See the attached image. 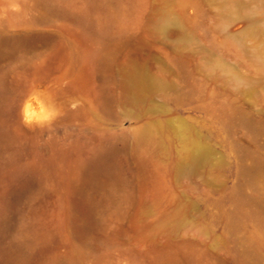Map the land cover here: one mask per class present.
<instances>
[{
	"label": "rangeland",
	"instance_id": "obj_1",
	"mask_svg": "<svg viewBox=\"0 0 264 264\" xmlns=\"http://www.w3.org/2000/svg\"><path fill=\"white\" fill-rule=\"evenodd\" d=\"M101 1L0 0V264H264V0Z\"/></svg>",
	"mask_w": 264,
	"mask_h": 264
},
{
	"label": "bare ground",
	"instance_id": "obj_2",
	"mask_svg": "<svg viewBox=\"0 0 264 264\" xmlns=\"http://www.w3.org/2000/svg\"><path fill=\"white\" fill-rule=\"evenodd\" d=\"M66 1H70V0H66ZM88 2L92 8L96 9L97 13H96V16L94 18L96 24H99L102 21H114V20L118 19V17H117L118 16V10L116 12H114V11H112V12L107 11L106 12L105 2H103L101 0H88ZM132 3H133L132 5H138L139 0H133ZM178 20H179V17L177 14H175V16L171 15V16L165 17L164 19H162V22H165V23L169 22V21L176 22ZM162 22H158V23L161 24ZM10 46H11V44L8 45L7 41L2 40L0 52L6 48L10 49ZM57 55H59V56L62 55V48L60 45H56L53 48V50L43 58V60L41 61L40 64H33V65H31V67L33 68V70H40V69H42L48 65V61L51 58H53L54 56H57ZM89 62H90V59H88L83 54H81V53L76 54L74 65H73V73H74V80L76 81V83L79 86H84L87 83ZM11 138L12 137L6 133H0V145L6 144L8 141H10ZM104 163H109V153H107V156L105 157ZM41 167L42 168L40 170V175H41L40 180L42 181L45 174L47 176L49 175V171H48V168L45 164H43Z\"/></svg>",
	"mask_w": 264,
	"mask_h": 264
},
{
	"label": "clouds",
	"instance_id": "obj_3",
	"mask_svg": "<svg viewBox=\"0 0 264 264\" xmlns=\"http://www.w3.org/2000/svg\"><path fill=\"white\" fill-rule=\"evenodd\" d=\"M15 11L20 10L18 3H12ZM19 115L21 123L29 129L49 127L60 115V110L47 94L39 88L31 90L24 98Z\"/></svg>",
	"mask_w": 264,
	"mask_h": 264
}]
</instances>
